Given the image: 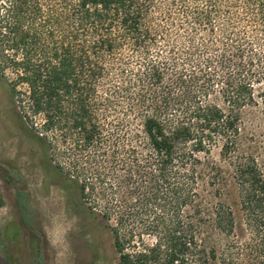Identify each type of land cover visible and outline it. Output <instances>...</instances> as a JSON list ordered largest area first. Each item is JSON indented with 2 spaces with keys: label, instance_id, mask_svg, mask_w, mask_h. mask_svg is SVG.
Wrapping results in <instances>:
<instances>
[{
  "label": "trees",
  "instance_id": "1",
  "mask_svg": "<svg viewBox=\"0 0 264 264\" xmlns=\"http://www.w3.org/2000/svg\"><path fill=\"white\" fill-rule=\"evenodd\" d=\"M156 1L0 0V79L112 264H264L263 168L243 127L264 112V0H161L159 21ZM0 178L19 210L4 234L24 228L39 258L25 182L11 166Z\"/></svg>",
  "mask_w": 264,
  "mask_h": 264
},
{
  "label": "rangeland",
  "instance_id": "2",
  "mask_svg": "<svg viewBox=\"0 0 264 264\" xmlns=\"http://www.w3.org/2000/svg\"><path fill=\"white\" fill-rule=\"evenodd\" d=\"M166 7V3L157 0L151 9L153 16L158 18ZM21 110L18 105H11L5 79H0V171L11 166L22 176L45 248L42 246L37 258L24 228L18 239L11 240L16 224L10 225L7 235L4 234L5 227L17 220L19 210L13 186L0 178L4 200L0 207V264H112L117 255L101 220L84 207L76 209L71 202V190L55 172L43 169L37 143L26 136L27 122L19 119ZM33 121L38 128L39 117ZM243 127L246 143L260 159L264 175V112L260 107L245 110Z\"/></svg>",
  "mask_w": 264,
  "mask_h": 264
}]
</instances>
